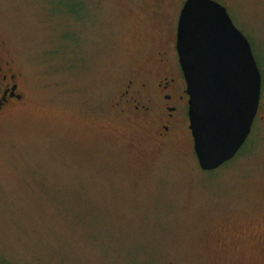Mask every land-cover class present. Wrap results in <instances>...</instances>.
<instances>
[{
  "label": "rangeland",
  "instance_id": "obj_1",
  "mask_svg": "<svg viewBox=\"0 0 264 264\" xmlns=\"http://www.w3.org/2000/svg\"><path fill=\"white\" fill-rule=\"evenodd\" d=\"M185 1L0 0V56L25 97L0 116V264H262L247 240L223 248L264 232L260 123L204 172L188 118L160 140L118 105L160 53L173 66ZM214 1L264 78V0Z\"/></svg>",
  "mask_w": 264,
  "mask_h": 264
},
{
  "label": "water",
  "instance_id": "obj_2",
  "mask_svg": "<svg viewBox=\"0 0 264 264\" xmlns=\"http://www.w3.org/2000/svg\"><path fill=\"white\" fill-rule=\"evenodd\" d=\"M189 96L194 152L204 172L234 160L256 119L262 75L248 38L214 0H186L176 45Z\"/></svg>",
  "mask_w": 264,
  "mask_h": 264
},
{
  "label": "flooded vegetation",
  "instance_id": "obj_3",
  "mask_svg": "<svg viewBox=\"0 0 264 264\" xmlns=\"http://www.w3.org/2000/svg\"><path fill=\"white\" fill-rule=\"evenodd\" d=\"M167 53L168 52H163L158 55L161 69L155 72L149 71L150 73L147 75L145 82L138 86V89L136 87L135 90H133L135 81H130L128 90L122 95V102L118 104L119 106L124 104L125 99V105H131V111L135 113L134 115L138 116V118H143L147 126L152 123L156 124L158 126V131L155 135L160 140L167 138L170 130L179 122L180 116H183L182 119L185 123H187V118L189 120V96L187 94V84L179 64L178 53L174 54L173 66H169L171 60L168 56H165ZM19 76L20 75L13 69L12 62L7 60L5 56H0V116L13 113L16 111L17 107L23 105L25 97L21 90ZM131 93L132 97L129 98ZM138 97L145 100L146 104H142ZM123 112L125 113L126 111L123 110ZM149 119L151 121L153 120L151 124L148 122ZM259 123L262 126L261 129L264 130L263 77L260 104L253 128H255V126L258 127ZM257 227L263 228L264 230V221L263 224H257L256 229H258ZM260 234L261 233H259V235ZM235 237L228 239L224 243L226 247L223 248L230 249V247H227V243L232 242L237 245L235 248L239 251V249L243 247V241L247 240L249 243L256 245L262 252L261 263L264 264V232L258 238H256V232L252 234V231L248 233V235L247 233H238ZM239 238L240 240H238ZM237 240L238 242L236 243Z\"/></svg>",
  "mask_w": 264,
  "mask_h": 264
}]
</instances>
